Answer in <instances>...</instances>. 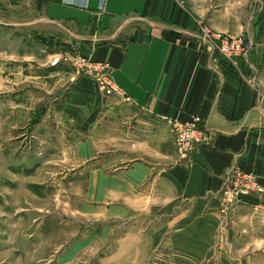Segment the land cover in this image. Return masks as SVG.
<instances>
[{
    "label": "rangeland",
    "instance_id": "obj_1",
    "mask_svg": "<svg viewBox=\"0 0 264 264\" xmlns=\"http://www.w3.org/2000/svg\"><path fill=\"white\" fill-rule=\"evenodd\" d=\"M34 20L27 0H0V264H264L257 188L226 209L214 193L207 223L188 217L190 203L168 201L162 184L89 190V170L119 172L132 145L121 141L149 126L127 114L128 100L109 80L95 83L73 65V44ZM77 76L93 82L90 98L71 92ZM212 230L206 253L175 247Z\"/></svg>",
    "mask_w": 264,
    "mask_h": 264
},
{
    "label": "crops",
    "instance_id": "obj_2",
    "mask_svg": "<svg viewBox=\"0 0 264 264\" xmlns=\"http://www.w3.org/2000/svg\"><path fill=\"white\" fill-rule=\"evenodd\" d=\"M27 5L35 23L55 31L52 37L61 45L73 44L74 54L106 64L112 85L128 100L127 114L149 126L142 137L135 133L121 141L125 149L132 145L121 155L119 172L89 170V190L109 189L117 181L121 189L162 184L174 193L168 201L190 203L188 217L206 223L216 206L212 195L233 165L252 174L264 192V57H257L264 52V0H27ZM201 25L245 36L250 53L233 63L219 59L199 40ZM75 78L73 94L90 98L96 92L87 77ZM191 119L210 137L179 161L167 124ZM250 199L260 201L245 202ZM212 237L213 230L201 231V242L191 246L184 236L183 246L175 247L182 254L206 253Z\"/></svg>",
    "mask_w": 264,
    "mask_h": 264
},
{
    "label": "built area",
    "instance_id": "obj_3",
    "mask_svg": "<svg viewBox=\"0 0 264 264\" xmlns=\"http://www.w3.org/2000/svg\"><path fill=\"white\" fill-rule=\"evenodd\" d=\"M197 36L203 45L208 48V50L206 49L207 52L216 53L220 56L219 59L231 63L236 58H246L251 51V41L242 35L219 33L211 30L206 25H201L197 30ZM72 62L77 69H81L88 74L89 79L94 80L95 83L98 82L102 85L104 78L111 82L110 70L106 64L92 63L88 57L81 58L79 56H75ZM57 63L58 59H54L50 65L53 66ZM251 67L249 65V68ZM170 126H172L173 131L175 154L179 161L187 159L197 145L205 143L210 137V131L200 128L194 119L184 122L173 120L170 122ZM253 189H256V184L252 174L243 172L233 165L225 173L221 183L220 192L224 200L220 205L224 209L231 208L234 204L233 200L239 194H247ZM238 201L236 199L235 203Z\"/></svg>",
    "mask_w": 264,
    "mask_h": 264
}]
</instances>
